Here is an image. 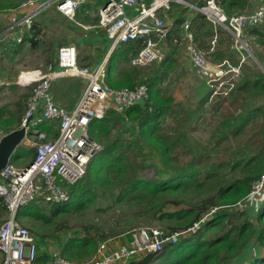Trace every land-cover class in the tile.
Returning a JSON list of instances; mask_svg holds the SVG:
<instances>
[{
  "label": "trees",
  "instance_id": "obj_1",
  "mask_svg": "<svg viewBox=\"0 0 264 264\" xmlns=\"http://www.w3.org/2000/svg\"><path fill=\"white\" fill-rule=\"evenodd\" d=\"M23 1L27 0H0V11L14 8ZM216 2L228 15L248 5L246 0ZM89 9L88 5H82L75 18L85 24ZM187 12V7L171 2L165 14L168 19H173L174 26H178L187 18ZM194 13L190 29L197 45L203 46L210 42L214 27L202 14ZM95 19L94 25L97 24V17ZM41 26V20L36 22L34 19L29 28H22L20 41L7 34L0 35V57L4 54L6 59L11 60L21 51L23 44L35 46L40 40ZM5 28L0 24V32ZM217 32L215 58H228L238 63L231 52L230 35L221 28ZM244 32L249 41L252 35L255 44L264 50L263 26L247 28ZM180 33L179 30L170 32L168 41L181 37ZM102 35L106 34L102 31ZM172 42V52L158 67L153 64L139 72L133 67L132 71L138 73L132 76L124 66L126 54L131 50L132 55L138 44L129 43L126 47L120 43L114 48L106 61L107 84L115 89L145 84L149 92L148 100L142 106L126 109L124 113L110 108L102 118L90 123V134L102 143L103 148L91 159L85 176L71 187L69 202H73L72 205L67 206L68 202L54 204L32 200L18 209L16 218L29 223V231H34L36 239L41 241L40 224L53 222V218L62 213L75 211L82 214L94 205H97V213L132 210L131 215L124 216L123 226L117 232L108 228L109 233H106L104 225L108 222L104 220L81 225L83 229L71 233L66 240L54 231L50 232V238L58 241L60 256L86 260L95 254L100 243L123 235L129 237L135 227L156 223L153 226L164 230H182L210 213L196 232L186 233L176 243L165 245L161 251L132 258L126 264H264V252L261 255L259 252V248L264 250V192L260 196H249L252 183L264 175V73L251 59L250 63L249 60L243 63L240 80L228 97V104L233 105L234 112H221V115L218 112L219 118L205 127V131L210 133L205 141L195 140L193 132L201 131L204 127L200 125L208 120L204 116V105L208 102L209 92L202 84L200 88L203 92L197 94L194 90L197 103L188 107L189 103L177 102L172 93L162 89L161 82L180 60L176 57L179 55L178 44ZM46 51L51 52V56L46 58L45 65L54 64V49L50 44ZM104 55L105 50L101 48L95 58L102 59ZM253 55L264 68V52L254 48ZM116 68L121 72L120 81L118 78L113 81L110 76ZM0 72L5 75L8 71L0 69ZM9 86L15 87V84ZM2 107L9 110L6 103H1L0 109ZM9 117H14L16 124L6 129L8 131L16 128L20 120L15 113H10L6 119ZM116 123L120 126L113 136H109ZM128 149L139 157L133 155L134 159H130ZM223 151L228 154L227 159L220 156ZM17 154L18 151L15 156ZM15 156L13 159L16 160ZM150 159L158 163L154 177L147 179L138 173L135 163L141 167ZM107 197L111 198L107 206L97 203L98 199L106 201ZM244 199L248 200L249 208L250 202L256 208L251 212L239 210L237 202ZM212 208L215 210L211 212ZM4 209L7 216L5 206H0V214L4 213ZM36 253V264L52 258L40 249Z\"/></svg>",
  "mask_w": 264,
  "mask_h": 264
},
{
  "label": "built area",
  "instance_id": "obj_2",
  "mask_svg": "<svg viewBox=\"0 0 264 264\" xmlns=\"http://www.w3.org/2000/svg\"><path fill=\"white\" fill-rule=\"evenodd\" d=\"M247 6L233 14H226L216 0H107L97 10V24L94 29L103 31L111 47L133 41L138 49L130 57V65L141 68L159 64L165 59L161 42L169 37L173 24L167 23L165 12L171 2L184 4L188 8L187 18L181 24V37L173 42L184 45V55L195 71L201 84L209 92V98L224 99L240 80L241 66L246 57L240 54L247 47L245 29L264 27V0H246ZM87 0H27L17 7L0 11V22L8 20L3 33L21 40L22 28H29L36 16L50 5L72 19L81 4ZM27 11L18 16L17 10ZM193 12L200 13L214 27V35L204 52L194 40L190 29ZM194 13V14H195ZM221 28L231 37V47L238 53V63L228 58L217 60L215 48L217 29ZM13 37V36H12ZM14 38V37H13ZM211 54V55H210ZM77 47L73 43L62 44L57 49L56 67L48 64L42 68L21 72L18 82L32 86L25 99L20 126L24 137L34 150V158L27 165L16 166L8 162L0 170V197L8 211V217L0 223V264H36L34 237L23 223L16 218L18 209L32 200L38 202L64 203L70 199V189L86 174L89 162L103 148L90 134V123L102 118L108 109L124 113L135 105L142 106L149 98L145 84L119 89L106 82L104 63L95 67L79 66ZM69 75L84 80L82 93L72 110L56 104L51 90L54 77ZM34 84V85H33ZM51 122L57 129L52 137L40 131L38 126ZM4 130L0 128V138ZM264 192V175L252 183L249 196H260ZM247 200V199H246ZM245 199L237 202L243 210ZM215 208L211 209V212ZM208 214L192 222L185 229L173 231L157 226L135 227L130 236L115 247L102 242L95 254L86 260L66 259L56 252L42 264H126L132 258L161 251L165 245L176 243L180 236L194 233L207 219ZM125 235H123L124 237Z\"/></svg>",
  "mask_w": 264,
  "mask_h": 264
},
{
  "label": "rangeland",
  "instance_id": "obj_3",
  "mask_svg": "<svg viewBox=\"0 0 264 264\" xmlns=\"http://www.w3.org/2000/svg\"><path fill=\"white\" fill-rule=\"evenodd\" d=\"M180 5L184 6V4H180ZM48 9L53 10V7H47L43 9L42 11H46ZM90 13H91V16L89 17H91V19L93 18L95 19V17L97 16L96 14H94L96 13V9H94L93 12H90ZM86 15H89V14L87 13ZM57 21L59 23L54 24L50 28L48 27L46 29L44 27L42 28L41 30L42 32H40L38 36L40 40L37 42L38 47L35 49V52L31 53V51H27V47L29 46L27 44H23L21 51L13 59L11 60L6 59L4 54L2 57H0V69H6L8 71L7 72L8 74H6V76L8 75L10 76L9 78L10 84H15V87H10L9 85L8 86L4 85L3 87H0V94H1L0 105L1 103H6L7 107L9 108L8 111L6 110V108H3V107L0 109V117H1L0 126L4 130L10 129L15 126V118L9 117L6 119V117L10 113H15L17 118L21 117L24 111L26 96H28V94L31 91V86H21L17 84L19 74L21 72H25L28 70H33V69L44 67L45 62H46L45 60L47 57L51 56V52L49 51L42 52V49L47 48L49 46V43H52L54 41L55 42L60 41L61 43L60 45L70 43V41L68 42L66 41L76 37L75 35L76 33L80 34L78 27L76 26L75 19L71 20L63 16L62 17L57 16L55 23ZM165 21L170 24V20L168 18H165ZM2 24L7 26L8 20L5 19ZM174 30H178V29L171 28L170 32L174 33ZM9 37H12V35H9ZM253 39L254 37L250 35V42L247 41V47H248V50H250V55L248 56V53L245 50H242V52L243 54L246 55L245 62L249 60L248 62L250 63V59H251L257 65V67L261 69V67L263 68V66L259 62V60L253 55V51H254V48H258V50H261L262 52H264V50L261 49V47H258L255 44ZM171 42H172L171 39L169 41L168 39H166L165 41L160 43L165 51V55H167L170 51L172 52L173 45H171ZM206 45L198 46V47L205 52L206 50L203 48H205ZM176 46H178L177 50L179 51V55L177 54L176 57L180 59L178 62V66H175L174 70H170L168 72L167 77L163 79L160 85H162V89L164 88L165 92L167 90L173 95H176L177 102L185 103V104L189 103L188 107H194L195 104L197 103L196 98H198L194 90L196 89L198 92L197 94H199V91L200 92L202 91L200 88L202 84L200 82V79L197 77L195 71L189 65L188 60L186 58H183L182 56L184 54V45H176ZM215 49H216L215 51H217V45ZM3 77H5V75H3L0 72V79H2ZM200 94L202 95L203 93H200ZM228 101H229L228 97L224 99H217V100L216 99L211 100L210 98H208V102H206L204 105V107L206 108V111H205L206 114L204 116L208 118V120L206 123L200 125V127H204L201 131L193 132L192 134L193 139L201 141V142L205 141V138H207L210 134L208 130L205 131V127L207 124L213 123L215 119L217 120V117H218L217 115H219L218 112H220V115H221V112L222 113L234 112L233 105L229 106ZM215 111L217 112L216 114H214ZM119 126L120 125L116 123V126L112 128L111 131L109 132V136H113L116 133L117 128ZM130 127L133 128L132 125H130ZM24 147H26V144L23 142L18 146L16 152L20 151V148H24ZM127 154L128 156H130V159L132 160L134 159V156H136L137 158L139 157L138 154L134 153L133 150H129V149H128ZM220 156L225 159L228 158V154L226 152L224 153V151L220 154ZM13 158L11 159V162H13L14 164H20L23 161L22 159L15 160ZM157 163L158 162L156 160L150 159L149 161L145 162V164L142 165L141 167L137 163H135V165L138 167L139 174L143 175L147 179H151L155 175V168H156ZM113 191H115V189H113ZM106 199H107L106 201L98 199L97 203L99 204L101 202L104 206H107V203L110 201L111 198L107 197ZM72 204L73 202H68L67 206H70ZM241 204L243 205L242 207L243 210H247L248 212H251V209L253 210L256 208V206L252 205L251 202H250V208H249V206L247 205L248 200H246L244 203H241ZM0 206L1 207L4 206L3 201L1 199H0ZM96 207L97 205L90 206L82 214H78L75 211H72L71 213H67V214L62 213L60 215L55 216L53 218V222L41 223L39 233L41 234V238L43 239L42 241L39 239H36V233L34 231L32 232L30 231L34 237L36 252H38V250L40 249V251L42 252L46 251L49 256L52 255L53 252H57L58 241L55 238H50L49 236V234H51L50 232L52 231H54L55 234L59 235L61 238L66 240V239H69V236L71 235V233L77 232L79 229H83L81 225L90 224L92 222L96 224L100 222L101 220H104L108 222L107 225H104L107 228V230L109 228V230H115V232H117L123 226L124 216L125 215L129 216L131 215V212H132V210L124 211L121 209H115V210H111L108 212L106 211L104 213H97L95 210ZM1 215L2 217L0 218L1 219L0 221L6 218L5 209H4V213L2 212ZM19 222L26 225V227H28L29 229V223H25L21 220ZM153 225H157V224L153 223L152 226ZM107 230H106V233H109V230L108 231ZM82 235L83 234H81V236ZM113 239H109V240L112 241ZM54 247H56L55 250H54ZM262 253L263 251L261 250L260 255ZM0 261H1V255H0ZM75 261L77 260L75 259Z\"/></svg>",
  "mask_w": 264,
  "mask_h": 264
},
{
  "label": "crops",
  "instance_id": "obj_4",
  "mask_svg": "<svg viewBox=\"0 0 264 264\" xmlns=\"http://www.w3.org/2000/svg\"><path fill=\"white\" fill-rule=\"evenodd\" d=\"M103 2H105V0H87V2L85 4H83V5H88L89 6L90 9L87 11V13L89 14V16H91L90 12H93L94 9H96V13H94V14L97 15V10L103 4ZM81 6H80V8H81ZM26 11H27L26 9H19L16 12H17L18 16H22ZM40 16H41V18H40ZM52 18L55 19V20H52ZM56 19H57V15H56L55 11L48 9V10L42 11L40 14H38L36 16V18H35V21L36 22H40V20H41V25L46 29L47 27L50 28L54 24L59 23L58 21L55 23ZM4 20L5 19L2 20L1 24L3 23ZM95 20L96 19H94V18L91 19V17H89L88 19H86L84 21L85 24H87V25L80 24L79 22H77L76 26H78V30H79L80 34L76 33L75 34L76 37L66 41V42L70 41V43H73V44H75L78 47V63H79V65L84 64L85 66L95 67V65H98L101 62L107 61V59L109 58L111 52L115 48V47H113V48L111 47L109 40L107 39L106 36L102 35V31L101 30L94 29L92 27V25H94L95 22H96ZM169 20L174 26L173 19L169 18ZM80 26L82 28H80ZM174 27L177 28L179 31L181 29V25L174 26ZM72 28H74V27H72ZM67 29H68V27H67ZM18 36H19V33H15V36H13V37L17 38ZM129 43H134V42L130 41V42H127V43H124V44L127 47ZM49 44H50V47L52 46V49H54L53 58H54V60H56V50L55 49H57V47L61 43H60V41H58V42L54 41V42L49 43ZM27 45L29 46V44H27ZM37 45L38 44H36L32 48L27 47V51H31V53L35 52V49L38 47ZM101 48H103L105 50V55H104V57L102 59H98L97 60V58H95V56L98 55V51ZM231 49H232V47H231ZM45 51H46V48L42 49V52H45ZM231 52H233V54L238 59V53L234 49H232ZM239 54H240V57H241V54H243V52L241 51V52H239ZM126 55H127V58L125 60V65L124 66H125V69H126L127 72L132 73L131 76L133 74H135V73H138L139 70H145V69H147L149 67V66H147V67L137 68V67H134V66L130 65L129 60H130V57H131V50ZM167 55H165V59H166ZM182 56H183V58H186L184 54ZM243 56L246 57L245 54H243ZM155 65L158 67V64H155ZM118 66H119V64H118ZM133 67L135 69H138L137 70L138 72H135V71L133 72L132 71ZM110 76H111V79L113 81L117 80V78H118V81H120L121 78H122L121 72L119 71V68H116L114 72L112 71ZM0 82L4 83V85H6V86H8L10 84L8 76H6V74H5V77L0 79ZM83 86H84V80H82L81 78H78V77L58 76V77L54 78L52 80L51 90H52V93H53L54 100H55L56 104L58 106H60V107H63L65 109H67V110H72L75 107V105H76V103H77V101H78V99H79V97H80V95L82 93ZM173 96L176 99V95H173ZM49 126L51 127V129H49ZM38 128L40 130L44 131L47 134L48 137H52L56 133L55 126L51 122H46L44 124H41ZM15 157H16V159H22L23 160L22 163L15 164L16 166L25 165L33 157V150L30 149L26 145V147L21 148L20 152L18 151V154ZM2 215L0 214V218L2 217ZM7 217H8V214H7L6 218ZM118 238H114L112 241L109 240L108 241V245L111 246V247H115L119 243H121V242L126 240L125 237L124 238L123 237H121V238L118 237ZM55 249H56V247H54V250ZM261 250L264 252L263 249L259 248V252ZM55 253L56 252H53L52 254H55Z\"/></svg>",
  "mask_w": 264,
  "mask_h": 264
},
{
  "label": "water",
  "instance_id": "obj_5",
  "mask_svg": "<svg viewBox=\"0 0 264 264\" xmlns=\"http://www.w3.org/2000/svg\"><path fill=\"white\" fill-rule=\"evenodd\" d=\"M263 73L264 69L261 67ZM24 138V128L19 127L6 133L0 139V170L10 160L12 154L15 152L16 147L22 142Z\"/></svg>",
  "mask_w": 264,
  "mask_h": 264
},
{
  "label": "clouds",
  "instance_id": "obj_6",
  "mask_svg": "<svg viewBox=\"0 0 264 264\" xmlns=\"http://www.w3.org/2000/svg\"><path fill=\"white\" fill-rule=\"evenodd\" d=\"M105 2H106V1H105ZM105 2H104V3H105ZM104 3H103V4H104ZM103 4H102V5H103ZM81 5H83V4H81ZM81 5H80V6H81ZM16 7H17V6H16ZM48 7H53V10L55 11V13L59 14L60 16H63V17L68 18L67 16L63 15V14L60 13L58 10H56L54 5H50V6H48ZM44 9H45V8H44ZM79 9H80V7H79ZM79 9H78V10H79ZM78 10H77V11H78ZM77 11H76V12H77ZM76 12H75V15H76ZM75 15H74V17H73L71 20H74V19H75V21H76L75 23L77 24V22H79V21L75 18ZM68 19H70V18H68ZM1 22H2V21H1ZM1 22H0V24H1ZM79 23H80V24H84V23H81V22H79ZM85 25H87V24H85ZM77 27H78V26H77ZM80 28H82V27L80 26ZM92 29H93V28H92ZM4 30H5V29H4ZM4 30H3L2 32H0V35H4V34H5V33H3ZM83 31H84V30H83ZM12 36H14V35H12ZM105 36H106V35H105ZM66 44H68V43H66ZM59 46H60V45H59ZM76 47H77V46H76ZM57 49H58V47H57ZM57 49H56V55H57ZM77 53H78V47H77ZM54 61H55L54 64H52L53 66L56 65V60H54ZM77 62H78V55H77ZM101 63H102V62H101ZM103 63H104V65H105V72H106V61H103ZM49 64H51V63H49ZM47 65H48V64L44 65V67L42 68L44 71H46V67H47ZM78 65H79V63H78ZM79 66H81V65H79ZM55 67H56V66H55ZM37 69H38V68H37ZM33 70H34V69H33ZM63 76H69V75H63ZM71 77H76V76H71ZM54 78H56V77H54ZM54 78H52V80H53ZM78 78H79V77H78ZM52 80H51V84H52ZM3 84H4V83L0 82V86L3 85ZM17 84H19V85H21V86H30V85H25V83L21 84V83H19V82H17ZM33 85H34V84H33ZM21 116H22V115H21ZM20 118H21V117H20ZM39 126H40V125H39ZM39 126H38V127H39ZM19 127H21V126H20V120H19V125H18L16 128H19ZM0 128H2V127L0 126ZM16 128H14V129H16ZM2 129H3V128H2ZM14 129H12V130H14ZM38 129H39V128H38ZM3 130H4V129H3ZM12 130H10V131H12ZM39 130H40V129H39ZM7 131H8V130H4V134H3V136H4L6 133L10 132V131H8V132H7ZM40 131H42V130H40ZM43 132H44V131H43ZM44 133H45V132H44ZM56 133H57V129H56ZM56 133H55V134H56ZM46 135H47V134H46ZM3 136H2V137H3ZM2 137H1V138H2ZM47 137H48V136H47ZM1 138H0V139H1ZM96 140H97V139H96ZM23 142L28 146V144H27V142H26V140H25V137L22 139V142H21V143H23ZM99 142H100V141H99ZM21 143H20V144H21ZM100 143H101V142H100ZM20 144H19V145H20ZM101 144H102V143H101ZM19 145H18V146H19ZM18 146L16 147V150H17ZM28 147H29V146H28ZM29 148L32 149L31 147H29ZM16 150H15V152L12 154L10 160L8 161V162H10V163H12V164H14V163L11 162V159L15 156ZM32 150H33V149H32ZM98 153H99V152H98ZM33 158H34V150H33ZM33 158H32V159H33ZM8 162H7V163H8ZM30 162H32V160L29 161L27 164H29ZM89 163H90V162H89ZM27 164H25V165H27ZM84 176H85V175H84ZM84 176H83V177H84ZM0 198H1V197H0ZM70 198H71V189H70ZM1 200H2V198H1ZM69 200H70V199H69ZM69 200H68L67 202H69ZM2 201H3V200H2ZM36 201H37V200H36ZM67 202H64V203H54V204H65V203H67ZM28 203H29V202H28ZM19 221H20V220H19ZM204 222H205V221H204ZM204 222H203V223H204ZM203 223H202V224H203ZM202 224H201V225H202ZM0 254H1V253H0ZM1 257H2V254H1Z\"/></svg>",
  "mask_w": 264,
  "mask_h": 264
}]
</instances>
